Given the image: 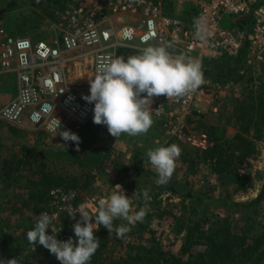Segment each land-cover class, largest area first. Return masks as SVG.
I'll return each instance as SVG.
<instances>
[{"label":"rangeland","instance_id":"obj_1","mask_svg":"<svg viewBox=\"0 0 264 264\" xmlns=\"http://www.w3.org/2000/svg\"><path fill=\"white\" fill-rule=\"evenodd\" d=\"M1 1L8 5L16 0ZM18 1L25 3L0 13V29L33 40H53L58 37L53 25L54 14L59 6L48 3L33 6L30 0ZM84 53H87V57L82 55ZM92 54L91 50L66 54L70 58L65 69L71 86L90 91L89 79L94 77ZM237 66L229 62L220 65L205 62L203 87L207 90L210 102L205 104L203 99L199 103L202 113L191 119L188 125L190 130L198 133H208L211 126H224L229 140H233L239 132L251 139L253 151L240 166L239 182L224 174L220 176L212 165L207 164L205 157L209 155L204 156V153L213 144L206 149L197 148L170 136L154 119L146 134L134 137L122 134L117 139L108 132L106 125L93 122V112L87 123L94 130L96 142L91 149L82 150L81 160H75L58 156L57 150L69 146L62 145L46 131L29 124L12 125L0 118V225L4 226L3 232L17 243L27 263L41 264L48 259H57L48 249L38 243L31 245L27 239V232L35 227L42 212L55 217L52 226L57 230L58 240L66 242L72 238L78 242L73 226L81 218L78 215L75 220L70 218L69 213L72 212L64 209L59 197L51 195L55 189L75 192L76 200L72 203L79 205L90 198H107L114 191L113 187L119 184L132 200L130 215L143 208L149 209L143 221L133 225L123 219L114 220V227L122 224L131 227V231L122 239H118L115 232L110 234L105 228L107 233L103 241L107 247L99 257L100 264H125L133 247L154 253L156 248H161L166 258L171 254L179 255L188 249L184 246L189 237V226L199 222V219H210L212 213L229 216L238 232L247 226H254L255 233L264 234V204L251 207L249 216L247 209L242 208L235 212L232 209L211 208V213L205 214L197 202L169 192L165 184L157 186L155 181L158 176L156 179L146 178V183L145 178L137 177L134 172L138 170L157 175L146 156L147 151L176 144L181 149V155L166 184L191 190L200 197H208L209 201L225 199L230 195L235 201L247 203L257 197L264 182V120H258V124L254 121L245 132L241 126L240 108L243 102L248 103L250 97L257 99L259 95H264V74H261L260 67L251 73L243 65ZM15 82L12 73L0 69V111L15 96ZM97 157L101 161H97ZM135 159L142 162L137 163ZM126 165L130 166V171L122 169ZM42 181L45 185L40 192L28 187ZM241 185L246 189L243 190ZM144 190L149 191L147 200L142 195ZM136 191L138 195L134 196ZM92 222L95 223L94 220ZM47 234L53 235L51 228ZM197 234L195 232V236ZM190 245L189 253L193 255L204 250L203 245L193 240ZM96 261H90L89 264H96Z\"/></svg>","mask_w":264,"mask_h":264},{"label":"built area","instance_id":"obj_2","mask_svg":"<svg viewBox=\"0 0 264 264\" xmlns=\"http://www.w3.org/2000/svg\"><path fill=\"white\" fill-rule=\"evenodd\" d=\"M194 18L201 19L205 41L195 36ZM53 26L58 33L53 40H33L0 29V69L14 72L18 81V93L2 108L0 118L42 129L62 145L73 141L63 140L60 133L78 135L95 107L85 99L90 91L69 84L67 53L91 50L94 76L99 62L118 57L119 48L141 53L147 46H163L173 56L199 60L202 71L207 60L241 55L245 69L264 68V0H62ZM203 99L209 104L203 84L179 99L154 97L152 119L170 136L206 149L211 144L208 134L188 125L202 113ZM69 193L51 191L65 210L77 212L80 218L81 205L93 216L100 200L106 199L90 198L74 205L76 196L69 198Z\"/></svg>","mask_w":264,"mask_h":264},{"label":"clouds","instance_id":"obj_3","mask_svg":"<svg viewBox=\"0 0 264 264\" xmlns=\"http://www.w3.org/2000/svg\"><path fill=\"white\" fill-rule=\"evenodd\" d=\"M195 36L201 41L207 39V33L200 18H194ZM90 80L89 103H94V119L97 125H106L108 132L117 139L122 134L138 136L146 134L152 127L150 105L154 97L166 96L167 99L182 98L199 89L204 83L202 64L199 60H186L183 54L173 56L163 46H147L140 54L101 60L96 75ZM60 136L65 141H73L79 151L80 138L70 131H63ZM181 155L176 144L149 149L146 156L157 173V186L164 185L172 177L175 162ZM114 191L101 199L95 216L84 211L80 206L81 220L73 226L78 242L70 238L63 242L57 239V230L52 226L54 216L42 212L35 227L27 232L31 245H42L54 254L61 264H89L91 257L100 246V240L94 235L103 226L110 234L116 233L118 239L125 237L131 227H114V220L123 219L129 225L142 222L149 209L143 208L130 215L132 200L117 184ZM138 195L137 191L134 196ZM143 197L149 198V191L144 190ZM76 193L70 192L69 198L75 199ZM77 213V212H76ZM75 214L69 213L75 220ZM95 221L93 223L92 221ZM51 226V227H50ZM51 228L53 235H48ZM62 230V229H61ZM60 230V231H61ZM0 264H20V260L0 259Z\"/></svg>","mask_w":264,"mask_h":264},{"label":"trees","instance_id":"obj_4","mask_svg":"<svg viewBox=\"0 0 264 264\" xmlns=\"http://www.w3.org/2000/svg\"><path fill=\"white\" fill-rule=\"evenodd\" d=\"M29 2L33 6L48 3L60 7L62 0H30ZM23 3L25 2L16 0L6 5L4 1L0 0V6H2L0 13L13 10ZM116 53L117 56H123L125 59L130 55L139 54L136 50L129 48H119ZM207 61L216 63V65H220L222 62H229L235 64V67H238L237 65H243V67H245L242 55L237 59L224 58L217 61ZM246 70L251 73L254 71L251 68H246ZM261 72V74H264V68H262ZM240 113L241 126H243L245 132H247L254 121H256L255 124H258L259 121L264 120V95H259L257 99L255 97H250L246 104L243 102ZM94 134L92 126H90V123L86 122L77 135L80 138L78 146L79 151L76 150L77 144L73 142L68 145V148L57 150L56 154L60 157L65 156L70 159L81 160L82 150L91 149L96 142V135ZM207 134L211 144H213L209 150L204 153V156L209 155L205 157L206 160H208L207 164L212 165L213 169L218 171L220 176L224 174L239 182L240 166L244 163L245 158L253 151L251 139L249 140L242 132H239L235 135L233 140H229L226 136V128L224 126H211ZM234 149L236 151H234ZM96 160L101 161L98 157ZM135 160L137 163L142 162L140 159ZM82 164L83 163H81V165ZM122 169L125 171L131 170L129 165L122 166ZM134 172L137 173V177L145 178V180L148 177L153 179L157 178V175L152 172L142 173L138 170ZM145 182L147 183L148 181L146 180ZM34 184V186L28 185V187L33 191L39 192L44 189L45 183L43 181L40 183L34 182ZM241 187L243 190L246 189L244 185H241ZM165 188L169 192L179 195L181 198L197 202L201 206V210L205 211V214L208 212L211 213V208L232 209L233 212L242 208L247 209L246 213L249 216L251 207L264 204V182L257 197L247 203L235 201L230 195L225 199L209 201L208 197L207 199L200 197L191 190L181 189L176 185L165 184ZM3 228L4 226L0 225V257L2 260L6 261L16 258L20 260V264H28L25 259L26 257L23 258L21 255V250L17 243L3 232ZM254 230V226H247L246 229L243 228L238 232L233 227V223L229 216L222 217V215L212 213L210 219H199V222L189 226V237L184 246L186 248L188 247L187 251H184V249L179 255L171 254L166 258V253L162 251L161 248H156V252L154 253L147 249L142 251L140 247H133L132 253L125 259V264L128 262H130L129 264H264V234H257ZM195 232H198L197 236H195ZM106 233L107 230L103 226L94 233L100 240V246L91 257L90 261L97 260L96 264H100L98 261L99 257L102 251L107 247V244L103 241ZM192 240L196 244L203 245L204 250L198 252L196 255L189 253ZM41 264H59V262L57 259H48Z\"/></svg>","mask_w":264,"mask_h":264},{"label":"crops","instance_id":"obj_5","mask_svg":"<svg viewBox=\"0 0 264 264\" xmlns=\"http://www.w3.org/2000/svg\"><path fill=\"white\" fill-rule=\"evenodd\" d=\"M10 73H12V74L15 76V79H16V82H15V83H16V86H17V91H16V94H15V96H16L17 93H18V81H17V77H16V74H15L14 72H10ZM93 74H94V70H93ZM15 96H14V97H15ZM14 97H13V98H14ZM13 98H12V99H13Z\"/></svg>","mask_w":264,"mask_h":264}]
</instances>
